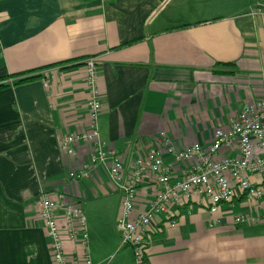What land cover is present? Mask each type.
Here are the masks:
<instances>
[{"label": "crops", "instance_id": "crops-1", "mask_svg": "<svg viewBox=\"0 0 264 264\" xmlns=\"http://www.w3.org/2000/svg\"><path fill=\"white\" fill-rule=\"evenodd\" d=\"M88 57L100 140L129 172L159 135L176 148L206 147L214 129L228 130L264 96V0H0V79L41 70L0 89V264H55L35 205L40 192L80 204L91 264H135L115 228L120 195L108 165L70 179L90 147L77 146L74 159L58 149L62 136L88 129ZM154 190L140 186L138 211ZM263 210L239 196L214 214L196 203L171 208L174 224L159 215L145 231L147 264H264V220L234 221ZM65 249L82 254L69 242Z\"/></svg>", "mask_w": 264, "mask_h": 264}, {"label": "built area", "instance_id": "built-area-1", "mask_svg": "<svg viewBox=\"0 0 264 264\" xmlns=\"http://www.w3.org/2000/svg\"><path fill=\"white\" fill-rule=\"evenodd\" d=\"M85 85L90 93L88 129L67 133L58 142L60 152L77 158V146L90 147L86 162L69 173L70 179L87 178L97 166L108 165V179L120 195L115 228L121 246L132 249L135 264H147L145 231L163 215L174 224L171 208L190 203L207 208L211 214L235 197L264 203V96L246 105L228 130H213L210 143L204 147L196 142L176 148L163 134L156 139L159 146L143 157H136L127 172L123 157L100 140L98 116L100 103L97 90V68L92 58L84 62ZM235 150L227 157L221 151ZM169 157L167 160L166 158ZM154 187V196L147 207L138 211L136 202L141 185ZM35 205L43 223L52 260L55 264H91L88 252L86 221L80 204L65 192L54 195L40 192ZM263 217H235L237 224H256ZM82 249L81 256L69 258L66 243Z\"/></svg>", "mask_w": 264, "mask_h": 264}, {"label": "trees", "instance_id": "trees-1", "mask_svg": "<svg viewBox=\"0 0 264 264\" xmlns=\"http://www.w3.org/2000/svg\"><path fill=\"white\" fill-rule=\"evenodd\" d=\"M88 58H85L83 62H85V60ZM38 71H41V70L31 71L28 73H24L22 75H20V74L10 75L7 78H5V80H3V78H2V79H0V89L6 88L9 85H18V84H21L24 82H29V81L38 79L40 77L36 74V73H38ZM214 72H217V71L214 70ZM8 79H13V81L10 82V81H8Z\"/></svg>", "mask_w": 264, "mask_h": 264}]
</instances>
